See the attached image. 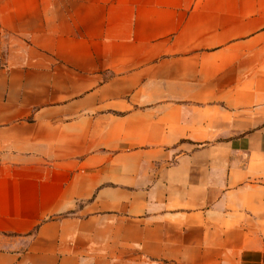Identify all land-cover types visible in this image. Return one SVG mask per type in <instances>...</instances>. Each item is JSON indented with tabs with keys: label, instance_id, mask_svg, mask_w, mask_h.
Here are the masks:
<instances>
[{
	"label": "crops",
	"instance_id": "obj_1",
	"mask_svg": "<svg viewBox=\"0 0 264 264\" xmlns=\"http://www.w3.org/2000/svg\"><path fill=\"white\" fill-rule=\"evenodd\" d=\"M0 264H264V0H0Z\"/></svg>",
	"mask_w": 264,
	"mask_h": 264
}]
</instances>
